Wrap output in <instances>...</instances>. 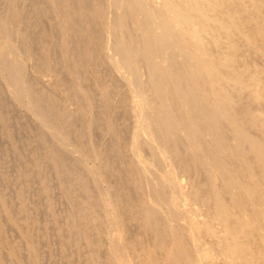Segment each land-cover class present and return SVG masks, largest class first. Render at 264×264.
<instances>
[{
  "label": "bare ground",
  "instance_id": "bare-ground-1",
  "mask_svg": "<svg viewBox=\"0 0 264 264\" xmlns=\"http://www.w3.org/2000/svg\"><path fill=\"white\" fill-rule=\"evenodd\" d=\"M1 123L0 264H264V0H0Z\"/></svg>",
  "mask_w": 264,
  "mask_h": 264
},
{
  "label": "rangeland",
  "instance_id": "rangeland-1",
  "mask_svg": "<svg viewBox=\"0 0 264 264\" xmlns=\"http://www.w3.org/2000/svg\"><path fill=\"white\" fill-rule=\"evenodd\" d=\"M87 71L89 72V74H91L92 76H93V74L91 73V70L89 69V68H87ZM94 77V76H93ZM92 77V78H93ZM47 79V80H46ZM42 80H43V82L44 83H47V82H49V80H50V78H49V76L47 77V76H44L43 78H42ZM95 82H96V84L98 85V87H100V81L99 80H96L95 79ZM5 129H7V126H6V124L4 125H2V123L0 124V131L2 132V133H6V130ZM7 145H6V148H5V151L8 153V154H11L12 153V151H13V149H11V148H13V145L12 144H8V143H6ZM13 144H14V142H13ZM15 145V144H14ZM15 148V147H14ZM10 151V152H9ZM120 159H121V161L123 162H125L126 161V163H129V161H130V156H129V154L126 152V150H125V148L124 147H122V152H121V156H120Z\"/></svg>",
  "mask_w": 264,
  "mask_h": 264
}]
</instances>
